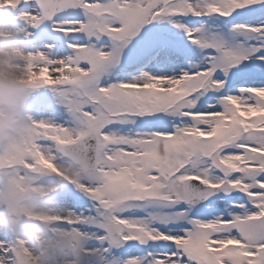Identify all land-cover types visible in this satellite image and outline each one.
<instances>
[{"label": "snow or ice", "instance_id": "obj_1", "mask_svg": "<svg viewBox=\"0 0 264 264\" xmlns=\"http://www.w3.org/2000/svg\"><path fill=\"white\" fill-rule=\"evenodd\" d=\"M7 6L47 74L29 84L37 143L95 153L71 227L106 254L134 244L121 264H264V0Z\"/></svg>", "mask_w": 264, "mask_h": 264}, {"label": "clouds", "instance_id": "obj_2", "mask_svg": "<svg viewBox=\"0 0 264 264\" xmlns=\"http://www.w3.org/2000/svg\"><path fill=\"white\" fill-rule=\"evenodd\" d=\"M0 9H8L2 0ZM30 55L29 49L10 54L0 49V62L15 74L0 75V264H111L90 236L71 227L72 213L51 199L60 185L44 183L49 172L40 166L42 155L65 161L60 167L69 185L94 180L97 162L79 141L60 144L59 156L37 143L40 137L26 106L29 85L16 82ZM56 217L63 221L44 222Z\"/></svg>", "mask_w": 264, "mask_h": 264}, {"label": "rangeland", "instance_id": "obj_3", "mask_svg": "<svg viewBox=\"0 0 264 264\" xmlns=\"http://www.w3.org/2000/svg\"><path fill=\"white\" fill-rule=\"evenodd\" d=\"M6 5L15 4L16 0H2ZM8 9H0V49L6 51V53H11L12 51L19 49H28L30 46V41L25 39L23 35H18V32L23 31V24L18 21L15 17L10 15L15 11L7 6ZM14 11V12H13ZM234 22H251V21H232L231 18L228 19H209V18H199L198 23H201L202 27L207 33H212L214 31H227ZM48 25H42L37 35L48 31ZM62 39V38H61ZM0 75H15L8 71L7 62H0ZM47 75L43 69L32 62L29 59L25 71L23 73V78L17 80V83L31 84L33 82L30 78L42 79ZM29 92L27 93L26 106L29 109ZM30 110V109H29ZM40 166L49 172V177L44 181L46 185H60V189L57 192L51 194V199L53 202L58 199L59 204L62 202L68 203L69 206L66 208H76L78 209L83 203H87L86 198L75 190L73 186L69 185L71 181L68 180L67 174L64 173L63 169L60 167L61 164L65 163L63 159H50L47 155H42L38 157ZM81 186L80 184H76ZM63 221V217H56L54 220L49 221L44 220L46 223H56ZM66 222V221H65ZM96 247H101L98 243L93 241ZM138 249L134 244L124 245L119 248H112L110 253L107 254V258L112 262V264H121V262L129 256L138 254Z\"/></svg>", "mask_w": 264, "mask_h": 264}, {"label": "bare ground", "instance_id": "obj_4", "mask_svg": "<svg viewBox=\"0 0 264 264\" xmlns=\"http://www.w3.org/2000/svg\"><path fill=\"white\" fill-rule=\"evenodd\" d=\"M61 206L64 207V208H66V207L69 206V204H68V203H65V202H62V203H61ZM69 207H70V206H69Z\"/></svg>", "mask_w": 264, "mask_h": 264}]
</instances>
